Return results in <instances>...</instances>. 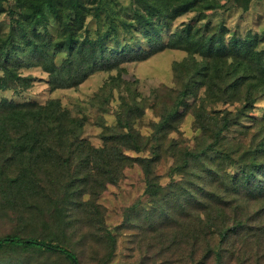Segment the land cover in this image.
<instances>
[{
	"label": "trees",
	"instance_id": "obj_1",
	"mask_svg": "<svg viewBox=\"0 0 264 264\" xmlns=\"http://www.w3.org/2000/svg\"><path fill=\"white\" fill-rule=\"evenodd\" d=\"M12 1L10 6L0 0V15L8 11L13 19L7 32H0V89L23 84L19 66H36L47 73L53 89L76 87L95 72H117L101 87L105 92L118 84L124 63L167 49L186 57L173 63L181 85L158 122L151 123L149 138L133 126L146 108L138 96L123 99L115 134L104 137L98 148L80 139L83 123L62 111L57 100L0 98V181L28 183V190L13 198L22 192L48 200L39 204L27 198L23 209L41 218L36 225L46 224L47 235H0V253H24L9 257L8 264H112L122 237L121 264H264V129L245 144L226 142V147L223 136L233 123L211 110L238 102L243 114L264 99V50L257 48L256 33L249 29L239 35L223 21H209L212 12L225 8L219 0H130L140 41L117 49L101 35L90 37L86 27L88 16L98 19L105 0ZM227 1L248 11L253 0ZM185 13L194 18L168 32ZM49 19L57 24L55 33ZM183 109L191 111L194 127L211 137L200 151L165 147ZM212 152L219 154L218 164L233 157L235 172H216L208 165ZM164 155L174 160L167 186L154 173ZM199 158L202 163L195 164ZM133 163L142 169L144 199L123 208L120 223L111 226L98 194L117 184L121 171ZM8 166L12 172L5 171Z\"/></svg>",
	"mask_w": 264,
	"mask_h": 264
},
{
	"label": "rangeland",
	"instance_id": "obj_2",
	"mask_svg": "<svg viewBox=\"0 0 264 264\" xmlns=\"http://www.w3.org/2000/svg\"><path fill=\"white\" fill-rule=\"evenodd\" d=\"M224 4V9H218L208 16V20L213 24L221 21L230 31L243 35L247 30L257 35V48L264 50V0H253L248 11H242L232 7V3L227 0H219ZM12 6L13 1L8 0ZM99 17L88 16L86 27L90 37L95 38L101 35L109 47L119 48L123 43L133 46L140 41L139 34L132 26V5L130 0H105L104 9L99 12ZM194 18L192 13H185L177 17L168 32H172L182 23ZM13 23L12 16L8 11L0 15L1 33L7 32ZM49 28L55 33L57 27L53 19H49ZM186 57V53L180 50L167 49L159 52L147 60L127 62L121 65L118 84H113L101 92L110 75H117V72H95L89 75L78 86L68 89H53L48 83V75L40 67L24 68L19 66L18 74L23 78V84H15L11 88L0 89V98H7L15 102L36 101L44 104L49 100H57L62 111L68 116L83 123L80 139L98 148L103 144V138L108 134H115L116 113L123 106V99L130 96L143 99L145 101V111L141 118L134 122V128L149 138L153 129L152 122H158L161 109L172 104L177 95L180 85L175 80L173 63L180 62ZM189 103L192 100L188 101ZM155 104V105H153ZM206 105V104H205ZM210 109V106L206 107ZM240 103L215 104L213 111L221 112L223 116H228L232 121V127L223 136V145L226 142L234 145L237 141L245 144L253 134H261L264 129V99H259L254 107L241 114L238 110ZM185 112V110H181ZM219 116V115H218ZM111 128V129H110ZM110 129V130H109ZM113 129V130H112ZM165 147L177 149L178 152L184 148H192L200 151L205 144L210 143L209 133H201L194 127V116L191 111H186L180 121L174 127V131L168 135ZM228 146L227 144L225 145ZM228 151V149H223ZM169 152V153H170ZM130 157L142 156L131 151H126ZM225 153V152H224ZM148 155L149 153H143ZM227 158V157H226ZM208 159V165L212 166L216 172L233 173L237 169L234 165L233 157L217 163L219 154L212 152ZM202 158L193 161L201 164ZM221 160V158H220ZM174 163L172 157L162 156L161 161L156 164L154 173L159 176L158 182L161 186H167L172 181L171 168ZM220 168L221 170H218ZM6 172H12L13 167L8 166ZM119 182L115 185H107L100 191L98 200L106 209V220L109 225L115 226L122 219V209L130 206L137 199L143 198L144 182L142 169L137 163L126 167L121 171ZM174 180L180 179L179 175H174ZM103 180V178H100ZM27 182L22 184H12L8 180L0 181V235L10 233H20L23 235H47L49 227L46 224L36 225L42 221L34 212L23 210L24 203L29 196L24 193L13 198L16 192L28 190ZM34 190L37 189L34 185ZM42 198V197H41ZM87 196L84 197L86 199ZM45 199V198H43ZM142 199V200H143ZM33 202L46 204L48 200L38 199L34 196ZM244 214V211L242 212ZM45 233V234H44ZM128 234V232H126ZM118 241V256L112 264H121L124 250V242ZM18 250H5L0 253V264H8V258L23 255ZM6 260V261H4Z\"/></svg>",
	"mask_w": 264,
	"mask_h": 264
}]
</instances>
